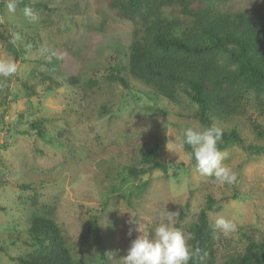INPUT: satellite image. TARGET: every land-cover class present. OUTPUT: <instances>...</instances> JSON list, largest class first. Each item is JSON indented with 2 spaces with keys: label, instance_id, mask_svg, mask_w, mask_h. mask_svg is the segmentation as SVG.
Wrapping results in <instances>:
<instances>
[{
  "label": "rangeland",
  "instance_id": "rangeland-1",
  "mask_svg": "<svg viewBox=\"0 0 264 264\" xmlns=\"http://www.w3.org/2000/svg\"><path fill=\"white\" fill-rule=\"evenodd\" d=\"M28 1L53 10L32 7L39 21L28 23L23 8L10 14L0 6V58L18 64L17 73L0 87V264H17L10 258L31 252L27 229L42 206L54 209L53 219L76 264H103L86 237L90 223L98 227L109 264H121L132 240L151 237L165 208L180 212L188 206L183 220L177 216L173 225L187 235L207 196L216 207L208 214L212 227L221 217L238 226L227 237L214 236L218 264L243 254L251 241L264 245V154L244 151L263 145L251 126L264 124V108L254 95L247 96L242 115L213 121L223 132L235 129L243 140L242 146L229 143L222 151L237 182L214 185L177 147L183 129H202L196 106L184 94L171 104L127 73V89L106 79L107 69L128 57L134 28L129 20L105 0ZM220 10L247 16L236 21L241 28L264 24V0H228ZM16 35L12 52L8 42ZM28 38L55 53L53 73L44 64L48 56L34 52ZM43 77L59 86L44 83ZM35 121L43 123L42 138L31 128ZM156 143L159 160L170 168L167 176L151 170L131 177L130 169L147 170L141 154ZM141 226L142 233L136 231Z\"/></svg>",
  "mask_w": 264,
  "mask_h": 264
},
{
  "label": "trees",
  "instance_id": "trees-1",
  "mask_svg": "<svg viewBox=\"0 0 264 264\" xmlns=\"http://www.w3.org/2000/svg\"><path fill=\"white\" fill-rule=\"evenodd\" d=\"M105 1L110 9L134 26L128 57L124 63H114L107 69L109 82H117L127 89L129 83L123 74L127 73L171 104H176L178 96L184 94L196 106L195 118L202 128L213 126L215 119L227 122L242 115L249 94H253L257 105L264 108V24L241 28L236 21L247 16L220 10L228 0ZM5 3L2 1L0 6ZM83 4L77 3V6ZM25 5L48 12L53 10L45 3L31 5L28 0H21L17 9ZM2 29L7 31L5 27ZM27 43L34 52L48 56L49 61L44 64L53 73L58 61L52 50L46 49L40 41L36 44L34 39L28 38ZM8 46L13 52L12 44L8 42ZM45 81L59 86L48 77H43ZM42 126L40 121L31 124L39 138L44 136ZM251 126L255 139L263 145H249L244 151L263 155L264 124L253 122ZM229 143L243 144L235 129L223 132L217 147L222 152ZM183 149L189 155L192 152L190 146L185 145ZM160 154L159 143L148 148L141 154V163L148 166L147 170L130 169V176H142L151 170H159L167 176L170 168L159 160ZM191 160L195 162L194 158ZM21 188L30 189L28 185ZM37 204L35 195L32 205ZM215 209L214 200L207 196L196 221L188 228L193 236L188 241L192 253L189 264H218L213 227L208 217ZM40 211L33 214L27 229L30 240L27 246L31 252L10 260L17 264H76L53 219L54 209L42 206ZM187 213L186 205L179 212L178 220H183ZM86 237L99 249L102 263L109 264L95 222L89 224ZM225 264H264V245L251 241L243 254L231 257Z\"/></svg>",
  "mask_w": 264,
  "mask_h": 264
},
{
  "label": "clouds",
  "instance_id": "clouds-1",
  "mask_svg": "<svg viewBox=\"0 0 264 264\" xmlns=\"http://www.w3.org/2000/svg\"><path fill=\"white\" fill-rule=\"evenodd\" d=\"M21 0H6L5 7L8 13L15 14ZM24 18L28 23L39 21L37 12L27 5L23 8ZM18 35L9 43L15 44ZM55 55V53H52ZM18 71V64L11 57L0 58V87ZM223 138V130L215 125L210 127H187L181 132L178 148L190 146L191 158L195 160V169L198 174L210 178L214 185H233L237 182L238 175L229 166L223 163L228 153L221 152L217 145ZM162 219L149 235H140L132 240L126 255L120 258L121 264H189L191 259L188 241L193 239L191 233L185 235L182 230L174 227V218L179 216L178 211H168L166 208L161 213ZM136 231L142 233V226ZM238 231V226L231 219L223 217L216 219L213 225V234L218 239L221 235L227 237ZM129 237L132 230L128 232Z\"/></svg>",
  "mask_w": 264,
  "mask_h": 264
}]
</instances>
